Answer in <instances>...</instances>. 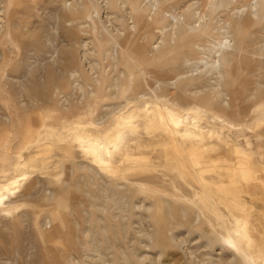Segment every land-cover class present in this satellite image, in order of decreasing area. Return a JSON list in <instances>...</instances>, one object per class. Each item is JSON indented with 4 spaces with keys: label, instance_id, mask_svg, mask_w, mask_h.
<instances>
[{
    "label": "rangeland",
    "instance_id": "374dc122",
    "mask_svg": "<svg viewBox=\"0 0 264 264\" xmlns=\"http://www.w3.org/2000/svg\"><path fill=\"white\" fill-rule=\"evenodd\" d=\"M0 264H264V0H0Z\"/></svg>",
    "mask_w": 264,
    "mask_h": 264
}]
</instances>
